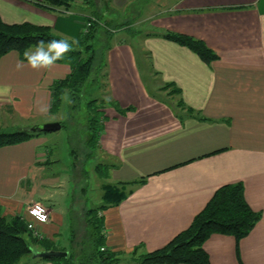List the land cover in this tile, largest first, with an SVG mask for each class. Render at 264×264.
Segmentation results:
<instances>
[{"label":"crops","instance_id":"obj_1","mask_svg":"<svg viewBox=\"0 0 264 264\" xmlns=\"http://www.w3.org/2000/svg\"><path fill=\"white\" fill-rule=\"evenodd\" d=\"M165 1L158 6L164 9L145 19L134 34L131 25L110 20L139 14L140 6L127 8L132 0H111L105 9L102 0H95L101 21L112 26H105L112 32L102 68L106 93L120 107H134L125 114L109 104L101 108L96 148L105 160L101 165L108 167V184L145 177L143 183L124 185V199L100 212L105 246L119 255L117 264H135V248L140 255L163 247L190 225L216 189L241 182L247 203L261 212L260 220L238 244L232 235L213 233L203 247L210 264H264V0H170L163 6ZM85 8L84 0H75L66 13L27 0H0V17L8 24L48 26L74 39L88 28ZM165 31L200 39L218 58L206 63L189 48L154 34ZM18 61L25 65L20 70ZM70 72L68 60L56 61L49 70H33L16 50L3 55L0 131L50 122L41 120L51 115V86ZM168 83L180 94L173 86L162 89ZM162 92L171 99L161 97ZM44 105L47 111H38ZM47 143V134H41L0 146V213L20 216L27 224L26 206L42 203L49 221L37 223L40 237L33 235L45 239L50 249L35 244L32 253L68 254L76 233H86V211L92 207L85 200L77 211L73 198L70 204L60 201L66 177L48 173L53 160ZM19 262L61 264L33 255Z\"/></svg>","mask_w":264,"mask_h":264},{"label":"trees","instance_id":"obj_2","mask_svg":"<svg viewBox=\"0 0 264 264\" xmlns=\"http://www.w3.org/2000/svg\"><path fill=\"white\" fill-rule=\"evenodd\" d=\"M27 1L44 9L60 13L72 11L75 3V0ZM135 1L137 0L132 1L127 8L133 7L132 5H134ZM84 3L86 5L85 9L90 12L87 20L90 17H94L95 21L91 23L85 32H81L74 39L62 37L54 33L48 26L35 25L29 22L8 24L3 22L0 17V58L8 52L16 50L20 57L24 59L25 50L36 46L41 40L45 44L51 40L61 39H65L69 43H72L73 40L77 41L73 45L75 50L68 52L65 58L62 59L70 61L71 72L63 79L55 81L51 86L52 102L50 112H56L59 109L65 93L69 95L70 100L74 103L78 102L88 80L92 78L98 83V73L101 68L106 66L105 52L110 48L112 32L101 21L102 17L97 11L95 0H84ZM110 3L111 0H105L103 8H108ZM101 23L104 25H101ZM124 25L128 26V23H124ZM154 34L189 48L206 63L218 58L215 52L200 39L170 31ZM101 37L103 38V44H97ZM168 86H173V92L180 94V90L170 83L163 85L162 89ZM98 87L100 86L98 85ZM149 94L152 95V91H149ZM155 98L161 100L159 96ZM96 102L97 99H91L86 103L87 109L92 114L87 121L89 134L87 144L91 148L97 145L98 137L102 130L101 119L104 118L102 112H99L97 116ZM178 103L183 105L182 99H179ZM100 104L102 107L105 104H109L121 114L134 110L132 106L122 108L116 101L105 98H101ZM189 110L194 112L191 109ZM60 124L61 127L66 126L64 123L60 122ZM45 133V131L27 129L14 132L0 131V146L17 144ZM95 168L100 177L108 175V167H106L105 174L101 172L97 165ZM144 180L145 177H142L130 182H121L118 185L102 184V203L86 211L85 224L87 230L84 233L85 242H83L86 247L79 249V252L71 250L65 257H48L47 259L60 262L61 264L119 263L121 261L119 255L108 250L105 246L103 217L100 212L106 207L119 204L124 199L127 194L124 185H137L143 183ZM261 216L260 211L253 210L247 203L241 182L222 185L215 190L203 209L194 216L186 229L175 235L163 247L154 251L136 255L135 248L132 253V263L210 264L209 255L205 251L203 244L211 234L232 235L237 242L236 244H238L241 238L249 234ZM42 239H38L33 235L24 219L20 216L7 217L0 213V264H17L24 257L32 255V244H37L39 247H43L45 244V248L50 249L46 240Z\"/></svg>","mask_w":264,"mask_h":264},{"label":"rangeland","instance_id":"obj_3","mask_svg":"<svg viewBox=\"0 0 264 264\" xmlns=\"http://www.w3.org/2000/svg\"><path fill=\"white\" fill-rule=\"evenodd\" d=\"M104 1L105 0H102V2ZM144 2L145 0H137L134 2L135 6L143 7L141 9L138 7L140 11L139 14L124 13L118 17L117 20L116 18L114 21L110 20V23H115L117 21L123 25L124 23H128V25L132 26L130 29L135 34L136 31L142 27L145 19L151 16H156L164 9V7H158L160 0H146V3ZM167 2H170V0H166V4L164 3L163 6L167 5ZM143 4L145 5L142 6ZM70 15L77 16L78 14L70 13ZM140 16L143 19L140 18ZM107 18L110 19L109 17ZM147 22H149V20L146 21V23ZM108 25L109 23L105 26L112 27L110 26L111 24L109 26ZM123 25L121 26L123 27ZM121 26L119 27L122 28ZM103 71L104 69L101 68L98 73V83L92 80V78L88 80L78 102L74 103L72 100H70L69 95L65 93L62 97V103L59 109L56 112H51V115L41 120L44 122H61L66 125L56 131L45 133L48 136L47 144L51 149L52 156L50 158L53 160V162L47 168L49 170L48 173L53 174L54 172L59 177H66L65 184L62 189L64 191V196H60L61 200L59 197H57V202L67 199L70 204L73 198V204L75 207L74 210L78 209L77 211H79L80 208L83 210L82 208H84L85 200H87L86 207H97V205H99L102 200L100 184L110 183V180L106 177L101 179L95 168L97 165L102 173H106V169L103 167V165H101V162H104L105 160L100 155L99 149L96 148L97 146L93 147V149L87 144V139L89 138L87 131V121L92 114L90 113V110L87 109L86 103L91 99H97L95 107L98 109V116L99 112H102V106L100 104L101 97L109 99V96L106 93L107 88L104 87L105 79L103 76ZM152 76L154 77V75ZM98 85L101 86V89L98 87ZM156 86L158 85H153L152 87L155 89ZM159 95L165 100L169 101V99H171L167 98L163 92ZM172 102L175 101L173 100ZM68 177H71V180ZM83 242H85L84 233H76L72 250L79 252V249L86 247V244ZM32 245V247H35V244ZM32 255L27 257H32ZM17 264L26 263L18 262Z\"/></svg>","mask_w":264,"mask_h":264},{"label":"clouds","instance_id":"obj_4","mask_svg":"<svg viewBox=\"0 0 264 264\" xmlns=\"http://www.w3.org/2000/svg\"><path fill=\"white\" fill-rule=\"evenodd\" d=\"M76 43L77 41L75 40L69 43L67 40L61 39L51 40L45 44V42L41 40L37 43L34 51L24 52V59L27 61V66L33 70H49L55 65L56 61L64 59L68 52L75 50L73 45ZM24 66L22 62H17V70L22 69ZM38 111L46 112L47 106L38 107ZM39 218L41 220L44 219L42 215H40Z\"/></svg>","mask_w":264,"mask_h":264},{"label":"built area","instance_id":"obj_5","mask_svg":"<svg viewBox=\"0 0 264 264\" xmlns=\"http://www.w3.org/2000/svg\"><path fill=\"white\" fill-rule=\"evenodd\" d=\"M93 21H95V18L90 17L89 20H87V22L85 23V26L89 27ZM26 212L30 216V219H31L27 223L28 229H30L34 235H37L40 237V233L38 229L36 228V225L37 223L41 224V223H46L49 221V210L42 203L33 202L26 207ZM40 215L44 217L43 220L39 218Z\"/></svg>","mask_w":264,"mask_h":264},{"label":"water","instance_id":"obj_6","mask_svg":"<svg viewBox=\"0 0 264 264\" xmlns=\"http://www.w3.org/2000/svg\"><path fill=\"white\" fill-rule=\"evenodd\" d=\"M61 128V124L59 122H48L42 123L39 125H35L31 127L30 130H38V131H56ZM33 256H41V257H65L67 256V252L65 251H58V250H48V251H33Z\"/></svg>","mask_w":264,"mask_h":264}]
</instances>
